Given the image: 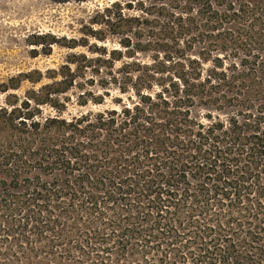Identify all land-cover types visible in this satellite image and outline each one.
I'll return each instance as SVG.
<instances>
[{"label":"trees","instance_id":"16d2710c","mask_svg":"<svg viewBox=\"0 0 264 264\" xmlns=\"http://www.w3.org/2000/svg\"><path fill=\"white\" fill-rule=\"evenodd\" d=\"M99 17L115 28L131 20L117 3ZM66 68L45 84V103L73 83ZM234 78L211 71L184 80L171 101L148 96L142 107L67 122L71 134L46 164L60 178L46 192L59 198L2 205L0 264L74 263L77 251L93 264H264V107L206 114L207 123L188 109L208 104L207 84ZM27 111L16 118H33Z\"/></svg>","mask_w":264,"mask_h":264},{"label":"rangeland","instance_id":"374dc122","mask_svg":"<svg viewBox=\"0 0 264 264\" xmlns=\"http://www.w3.org/2000/svg\"><path fill=\"white\" fill-rule=\"evenodd\" d=\"M114 3L131 18L119 28L99 17ZM223 3L0 0V217L9 201L49 199L46 191L60 178L46 164L57 159L60 142L71 134L66 123L80 115L94 119L111 110L121 113L160 94L171 101L182 94L177 89L184 80L205 81L211 71L235 78L205 86L208 104L188 108L197 120L207 123L206 114L224 119L264 107V0H233L230 10ZM111 21L118 20L112 15ZM82 55L95 59L91 67H85ZM66 65L73 83L45 103V84L67 74ZM26 101L29 111L23 108ZM18 110L34 117L16 118ZM87 255L74 252L79 262L67 264H93L95 257ZM46 258L51 264L59 260Z\"/></svg>","mask_w":264,"mask_h":264}]
</instances>
